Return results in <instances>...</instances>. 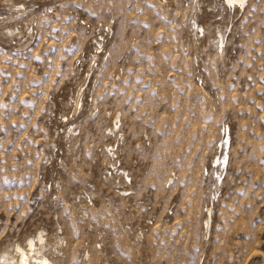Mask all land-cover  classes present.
<instances>
[{
  "label": "rangeland",
  "instance_id": "1",
  "mask_svg": "<svg viewBox=\"0 0 264 264\" xmlns=\"http://www.w3.org/2000/svg\"><path fill=\"white\" fill-rule=\"evenodd\" d=\"M232 2L0 0V264H264V0Z\"/></svg>",
  "mask_w": 264,
  "mask_h": 264
},
{
  "label": "bare ground",
  "instance_id": "2",
  "mask_svg": "<svg viewBox=\"0 0 264 264\" xmlns=\"http://www.w3.org/2000/svg\"><path fill=\"white\" fill-rule=\"evenodd\" d=\"M234 2V1H238V2H242L243 0H230V2ZM232 2V3H233ZM23 253V252H22ZM21 253V254H22ZM21 264H28V256H26L25 253L22 254V257H21Z\"/></svg>",
  "mask_w": 264,
  "mask_h": 264
}]
</instances>
